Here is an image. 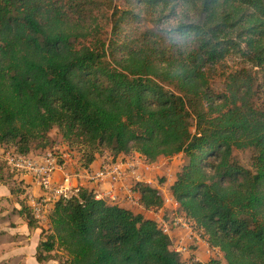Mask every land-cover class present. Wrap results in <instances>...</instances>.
Returning <instances> with one entry per match:
<instances>
[{
  "label": "trees",
  "instance_id": "1",
  "mask_svg": "<svg viewBox=\"0 0 264 264\" xmlns=\"http://www.w3.org/2000/svg\"><path fill=\"white\" fill-rule=\"evenodd\" d=\"M171 1L193 20L155 39L147 31L89 45L79 40L93 29L72 16L80 0H0V147L45 148L56 127L84 167L103 150L113 160L137 151L149 162L183 153L170 197L223 254L191 264H264V107L255 105L264 93V0L163 4ZM233 53L249 66L228 73L214 94L208 70ZM234 148L253 150L252 169L233 160ZM134 190L145 209L163 206L158 188L138 181ZM48 216L38 261L58 249L63 264H185L154 219L92 189L56 200Z\"/></svg>",
  "mask_w": 264,
  "mask_h": 264
},
{
  "label": "rangeland",
  "instance_id": "2",
  "mask_svg": "<svg viewBox=\"0 0 264 264\" xmlns=\"http://www.w3.org/2000/svg\"><path fill=\"white\" fill-rule=\"evenodd\" d=\"M65 1V0H63ZM81 4L79 12L73 14L74 18L82 21L85 27H91L93 34L85 39H80V43L89 44L96 42L98 39L101 42L110 44L112 41H117L119 44L124 43L126 40L141 38L147 31H152L153 38L161 34L162 29L175 26L179 21L189 22L194 18V13L178 1H171L170 3L163 4L164 0H80ZM117 23L115 31L113 30L114 23ZM243 46V44H242ZM119 52V51H118ZM116 55L119 53L116 52ZM111 62V58H107ZM248 67L249 64L242 59L238 54H230L224 60L216 63L208 70L209 73V88L214 94H221L224 90L225 78L228 73H231L238 68ZM256 69V68H255ZM261 81V80H259ZM259 95L255 99L257 107H264V93L258 92ZM263 95V96H262ZM191 122L190 127L192 132L195 130V116L189 118ZM49 134V144L42 148L38 142L32 143V151L34 153H44L46 150H53L63 161L72 160L80 167L83 166L82 153L78 146H68L61 139V134L58 128L51 129ZM15 148V145H2L1 152L8 149ZM2 152V153H3ZM106 150L101 153L105 154ZM100 153V154H101ZM101 154V155H102ZM136 151H132L126 155H138ZM67 155V156H65ZM252 155L253 150L250 148L232 150V158L237 163L246 168L252 169ZM143 156V155H142ZM144 157V156H143ZM183 153H179L170 157L160 156L156 161L149 162V168L143 167L142 169V182L156 187L161 192L164 202L160 207V214L166 220L178 218L185 215L179 208L175 201L170 197L169 186L171 185L176 173L179 171L181 165L186 161ZM0 165L10 168L6 161L0 156ZM132 183L133 188L137 178L127 180ZM121 202V200H120ZM123 205L128 206V202L123 201ZM134 212H140L146 217L152 218L153 215L144 210L136 207L131 208ZM194 223V222H193ZM179 227V226H176ZM181 228V227H180ZM189 229H176L172 230L171 235L174 243L181 244V241L188 239ZM194 230H199L196 226ZM192 236H194L192 234ZM196 244V245H194ZM200 246V247H199ZM198 248L197 252L192 253V249ZM190 254L180 252L181 260L185 264H191L194 261L206 262L210 258H218L223 260V254L218 248L210 247L205 238H195L192 244H189Z\"/></svg>",
  "mask_w": 264,
  "mask_h": 264
},
{
  "label": "built area",
  "instance_id": "3",
  "mask_svg": "<svg viewBox=\"0 0 264 264\" xmlns=\"http://www.w3.org/2000/svg\"><path fill=\"white\" fill-rule=\"evenodd\" d=\"M2 152L0 151V156L6 161L10 169L30 173L42 188V195L30 197V209L33 216L38 220L45 216L50 203H54L58 199L76 196L80 189L83 188L81 184L73 182L74 176L78 177L77 174L72 175L63 171V163L59 162V156L53 150H46L39 156L21 154L15 148ZM103 156V161L98 169H85L84 172L88 179L94 183L107 185L103 189L93 188L94 197L118 204L120 203V198L117 190L118 187H123L126 195L124 199L128 202L129 207H136L152 214V219L158 223L164 233L171 237L174 244L172 248L179 253L188 252L190 254L189 244H192L195 238L202 237L204 239L201 232L194 230L195 224L193 221L186 215L166 220L163 218V214H160V208L145 209L139 200L138 192L132 189V183L127 181L134 177L142 181L141 175L142 171H144L142 168H149L152 165L149 164L145 156L143 157L141 154L121 155L116 160H113L108 153L103 154ZM180 227L189 229L190 234H188V239H184L185 241H181V244L175 245L171 232L172 230L181 229Z\"/></svg>",
  "mask_w": 264,
  "mask_h": 264
},
{
  "label": "crops",
  "instance_id": "4",
  "mask_svg": "<svg viewBox=\"0 0 264 264\" xmlns=\"http://www.w3.org/2000/svg\"><path fill=\"white\" fill-rule=\"evenodd\" d=\"M40 154L39 152L34 153L32 150L27 153L28 156H39ZM103 157V154L97 155L95 160L85 167L72 163L71 159L65 160L62 162L63 171L72 175L77 174L78 177L74 176L73 182L81 184L83 188L89 190L106 188V184L98 185L89 180L84 173L85 169H98ZM117 192L121 200L118 204L125 206L122 204L123 201L126 202L124 199L125 190L123 187H118ZM42 194V188L30 173L14 171L0 165V264L64 263L66 254L58 249L51 251L50 257L46 260L38 261L36 258L40 242L45 239L46 233L50 232L51 224L48 212L53 203L49 204L48 211L42 219L35 220L32 217L34 219L32 224L29 223L27 214H32L30 197ZM172 245H174L173 241ZM197 249L196 247L192 249V253L197 252Z\"/></svg>",
  "mask_w": 264,
  "mask_h": 264
}]
</instances>
